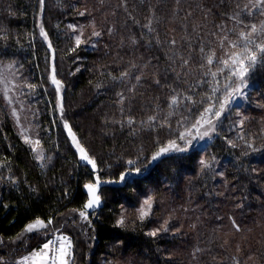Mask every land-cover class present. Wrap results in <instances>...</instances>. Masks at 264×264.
Wrapping results in <instances>:
<instances>
[{
	"label": "trees",
	"instance_id": "1",
	"mask_svg": "<svg viewBox=\"0 0 264 264\" xmlns=\"http://www.w3.org/2000/svg\"><path fill=\"white\" fill-rule=\"evenodd\" d=\"M248 3L0 0V64L13 65L45 151L37 164L0 99V264H17L54 234L71 239L74 264H264V65L250 70L244 97L209 142L151 163L222 89L224 76L210 74L221 65L208 66L207 56H224V36L235 41L264 23ZM236 108L242 126L233 124ZM64 124L95 171L79 160ZM122 173L123 182H105ZM97 178L103 207L84 220L85 185ZM148 194L153 206L141 223L136 210ZM37 218L53 223L18 239ZM164 221L168 232L146 235Z\"/></svg>",
	"mask_w": 264,
	"mask_h": 264
},
{
	"label": "snow or ice",
	"instance_id": "2",
	"mask_svg": "<svg viewBox=\"0 0 264 264\" xmlns=\"http://www.w3.org/2000/svg\"><path fill=\"white\" fill-rule=\"evenodd\" d=\"M39 2L41 6H43L44 0H39ZM244 7L245 9L249 7L254 8L260 13V15H264V0H249L248 5H245ZM81 15H83V13H81ZM245 27L249 26L245 25ZM93 34L97 36L99 35V33ZM40 35L45 40L48 39L47 33L45 32L43 26L40 27ZM238 36L239 39L235 41H230L227 36H224L221 39L220 47L227 48L224 56L216 58L214 51L207 56L208 66L214 65V63L221 65V67H217L215 71H211L210 74L213 80H216L218 74L224 76L225 80L227 81V83L224 85L226 92L222 96L216 98V103L209 104L207 107H205L203 113H201L194 123L190 125L188 130L179 134V139L184 140L187 147H180L176 144L175 140H170L166 146H161L159 151H157L152 156V161L158 160L161 156L169 153L170 151H187L188 147L193 146V141L203 140L205 137L211 139V135L216 132L217 123L220 122L221 117L228 110L229 106L238 96L243 97L245 95L244 90L248 87L247 78L250 75V70L253 69L258 63L264 65V23H261L259 26L256 24H251L249 31H240ZM256 37L259 38V42H257ZM81 43H83V41L80 39V36H77L76 46L79 47ZM171 43L175 45L176 42L173 40ZM49 47L51 48L50 44ZM201 51L203 52V48H201ZM184 64L187 65L186 60L184 61ZM207 74L208 73L206 72L205 75ZM136 79L139 80L140 77L138 76ZM51 81L56 86V91L59 94L62 84L61 81L56 78L54 65L52 67ZM155 83L159 85L160 81L156 80ZM201 83H203V81H201ZM28 87L34 88L35 85H28ZM7 91L8 89L5 88V95H7ZM213 91L217 92L219 89L214 88ZM187 99L191 101V97H187ZM207 99L212 100L213 98L207 97ZM9 103H11V101H9ZM178 103L179 100L177 96H172L170 98V105H177ZM59 107L62 112V104H60ZM15 114L16 113L14 111L13 115ZM150 119H154V117H150ZM129 123L131 124L133 121L129 120ZM240 124L242 126L243 121H241ZM68 127L69 126L65 124V128ZM201 129H203V131ZM69 134L72 135L70 128ZM186 136L189 137V139L185 140ZM73 140L75 142L74 136ZM25 143L32 144L33 141L28 137H25ZM34 144L38 146L40 141L35 140ZM77 147L78 151L81 153V159L87 161V163L91 164L92 167L95 168V162L87 156L84 149L80 148L79 145H77ZM32 151L36 152V147H33ZM39 158L43 159L42 154H39ZM128 163L132 164L133 161H128ZM200 163L204 168L210 167V165L204 160H201ZM135 171L139 173L140 169L136 168ZM128 174L129 173H122L120 175L119 181L105 182H123ZM99 183L100 180L97 178L95 184L85 185L89 193V199L84 205L85 211L79 212V216L84 220H89L87 210H94L100 205V196L96 194ZM152 206L153 198L151 196L143 200V204L137 210L138 219L141 223L150 216ZM52 223L53 221L51 219L45 222L44 220L37 218L33 223H29L17 238H22L26 233L40 232L41 230L46 229ZM233 223L237 228V231H239V226L235 225V222ZM125 224V218L121 216L117 220V226L123 227ZM167 225L168 222L164 221V223L159 228H155L147 232L146 235L150 237H156L161 232H168L169 228ZM72 249L73 244L71 239L67 236L60 235L55 241L49 240L44 242L40 248L34 250L30 256H25L22 261L18 262V264H74V253Z\"/></svg>",
	"mask_w": 264,
	"mask_h": 264
},
{
	"label": "rangeland",
	"instance_id": "3",
	"mask_svg": "<svg viewBox=\"0 0 264 264\" xmlns=\"http://www.w3.org/2000/svg\"><path fill=\"white\" fill-rule=\"evenodd\" d=\"M44 41L47 43V46L49 47V44H50L49 40L48 39L47 40L44 39ZM52 63H53V59H52ZM52 67H53V65L51 64V71H50V76H49L50 81H51ZM55 75H56V72H55ZM18 81H19L18 77H17V75H16V73L14 71L13 65L11 63L0 64V99L4 103V106L6 107V109L8 111V115H9L12 123L14 124V126H15V128L17 130V133L22 138L23 142L25 143V137H28L30 140L33 141L32 144H29V143H25V144L30 148L36 163L37 164H41L43 162V160H44V157H45V151H44V149L42 148V146L40 144L38 146L34 144L35 140H39L38 132H37L38 130H37L36 126L33 124V120L31 119L32 118L31 117L32 111H31L30 107L26 104V102L22 99V97H20V85H19ZM51 83H52V81H51ZM226 83H227V81L225 80V83L223 84L222 89L217 93L215 99L210 104L216 103V98L222 96L226 92V89L224 87V85ZM247 84H248V81H247ZM53 86L56 89V86L54 84H53ZM5 88L8 89L7 95H5ZM244 92H246V89L244 90ZM60 93H61V89H60L59 94L57 93V95H58V110L59 111H60L59 105L61 104V94ZM241 98L242 97L238 96L234 100V102L229 106L228 110L221 117V120L227 114V112L232 108L233 105L238 106V104H236V103L238 101H240ZM9 101H11V103H9ZM14 111L16 113L15 115H13ZM234 113H236L237 119H235L233 121V124H240L239 117H238L240 114H239V112H237V108L234 110ZM221 120H220V122L217 123V128H218V125L221 123ZM189 127L190 126H187L185 129H183L181 131V133L185 132L186 130H188ZM217 128H216V132H217ZM64 130H65V132L67 134V137H68V139L70 141V144L76 150L79 160L81 162L87 164L92 170L95 171L96 167L93 168L91 164H89V163H87V161L81 159V153L78 151L77 145H79L80 148H82V147L79 144V142L76 139V137L74 136V134L72 132H71L72 135L69 134V127L65 128V124H64ZM201 130L203 131V129H201ZM216 132L211 135V139L216 134ZM73 136L75 137V142L73 140ZM187 139H189V137L186 136L185 140H187ZM211 139H209L208 137H205L203 140L193 141V146L188 147V150L193 148V147L204 146V144L209 142ZM176 144L178 146H180V147H187V145H186L184 140L178 139V141H176ZM33 147H36V149H37L36 152L32 151ZM184 152H186V151H184ZM170 153H181V152L180 151H170L167 154H170ZM39 154H42L43 159L39 158ZM167 154H165V155H167ZM201 160H203V159H201ZM153 162L154 161H152V159H151V163H153ZM109 184H116V182L109 183ZM149 196H151V195L148 194L145 197L140 198V201H139L138 206H137V210L143 204V200L145 198L149 197ZM137 210H136V212L138 214Z\"/></svg>",
	"mask_w": 264,
	"mask_h": 264
},
{
	"label": "water",
	"instance_id": "4",
	"mask_svg": "<svg viewBox=\"0 0 264 264\" xmlns=\"http://www.w3.org/2000/svg\"><path fill=\"white\" fill-rule=\"evenodd\" d=\"M98 191H99V187H97V195H99L98 194ZM86 193H87V200L89 199V193H88V190L86 191ZM87 200H86V202H87ZM85 202V203H86ZM85 205V204H84ZM103 207V202H102V200L100 199V205H99V207H97V208H95L94 210H92V209H89V210H87V212L88 213H93V212H95V211H97V210H99V209H101Z\"/></svg>",
	"mask_w": 264,
	"mask_h": 264
},
{
	"label": "crops",
	"instance_id": "5",
	"mask_svg": "<svg viewBox=\"0 0 264 264\" xmlns=\"http://www.w3.org/2000/svg\"><path fill=\"white\" fill-rule=\"evenodd\" d=\"M58 236H60V235H59V234H54L53 237H51L49 240H56V238H57ZM49 240H48V241H49ZM30 255H31V253H30L29 255H27V256H30ZM22 260H23V258H22L20 261H22ZM20 261H19V262H20ZM17 264H18V263H17Z\"/></svg>",
	"mask_w": 264,
	"mask_h": 264
},
{
	"label": "built area",
	"instance_id": "6",
	"mask_svg": "<svg viewBox=\"0 0 264 264\" xmlns=\"http://www.w3.org/2000/svg\"><path fill=\"white\" fill-rule=\"evenodd\" d=\"M51 241H54V240H51Z\"/></svg>",
	"mask_w": 264,
	"mask_h": 264
}]
</instances>
